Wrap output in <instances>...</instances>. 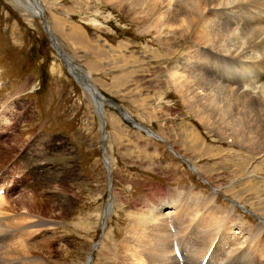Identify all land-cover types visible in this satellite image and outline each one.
I'll list each match as a JSON object with an SVG mask.
<instances>
[{
	"label": "rangeland",
	"instance_id": "1",
	"mask_svg": "<svg viewBox=\"0 0 264 264\" xmlns=\"http://www.w3.org/2000/svg\"><path fill=\"white\" fill-rule=\"evenodd\" d=\"M41 2L63 52L112 103L104 102L100 127L90 96L67 71L43 20L32 12L36 6L29 2L32 9L25 12L10 0H0V185L6 208L0 219L5 218L7 230L20 226L18 234L29 241L48 240L54 232L51 247L57 263L85 264L92 252L90 264H103L105 259L99 261L100 249L94 246L100 243L106 249L117 244L127 210L141 203V197L160 198L166 190L181 194L184 202L195 200L192 204L198 210L213 192L217 205L224 208L237 200L235 213L249 224L257 223L255 211L264 210V204L251 206L256 199L247 192L264 198V183L247 179L255 170L247 171L244 151L200 122L171 79L183 43L173 41L174 49L158 42L151 31H142L106 0ZM113 104L162 140L123 120ZM37 161L44 162L40 173L34 171ZM18 176L27 182L15 185ZM109 184L113 207L104 221ZM184 202L177 200L187 222L194 208H186ZM43 219L53 225L43 223L40 235L35 229ZM11 236L6 233L0 239L10 241ZM0 259V264L14 260Z\"/></svg>",
	"mask_w": 264,
	"mask_h": 264
},
{
	"label": "bare ground",
	"instance_id": "2",
	"mask_svg": "<svg viewBox=\"0 0 264 264\" xmlns=\"http://www.w3.org/2000/svg\"><path fill=\"white\" fill-rule=\"evenodd\" d=\"M10 1L25 12L32 9L29 2L36 6L32 12L43 20L56 54L64 61L70 75L90 96L103 125L102 106L104 102H112L92 85L96 91L93 92L92 87L85 82L86 78L89 81V75L77 64H73L71 57L68 58L63 52L46 23L41 0H26V4L24 0ZM106 1L127 14L142 31H151L158 42L170 48L174 46V49L176 44L173 41L183 43L173 65L176 72L171 73L177 93L188 110L196 114V118L207 125L208 129L221 139H228L229 145H237L239 150L244 151L242 158L247 155L248 160L244 163H249L247 171L251 173L255 170L253 175L246 176L247 179L254 177L263 184L264 0ZM244 24L247 26L243 27ZM113 105L116 107V104ZM123 115L131 120L128 113L123 112ZM135 125L150 136L162 140L139 124ZM168 147L174 151L171 145ZM104 162L109 169L107 157H104ZM190 168L197 172L196 168ZM14 182L22 183L25 180L20 177ZM109 191L110 196L103 211L104 221L113 207L111 185ZM248 192V196L256 199L250 202L251 206L255 202H258L257 205L264 204V198L259 192ZM213 194L203 199L201 204L204 207L200 210L192 204H196L195 200L184 202L179 198L181 194H174L172 190L161 193L163 199H160L161 196L154 199L153 194L152 197H141L138 200L141 203L133 204L125 213L127 220L123 224L122 239L106 249L100 243L94 246L100 249L99 261L105 259L103 264H199L217 237L205 264H264V210H254L258 222L249 224L239 213H235L237 200H234L230 208H224L217 205ZM177 200L184 202L186 208L187 205L190 209L194 208L193 213L188 214L187 222H183L180 214L185 208L181 209L184 206L182 203L179 205ZM38 202L41 204L40 200ZM5 209V195L0 194V215H3ZM164 209L167 210L164 212ZM201 212H204L203 216ZM212 213L220 214V218L216 219ZM197 217H201L200 220ZM2 219L5 218L0 219V235L9 233L13 238L10 241L2 237L0 239V257L14 259L5 264H61L53 257L54 249L51 245L56 240L54 232L48 240L29 241L24 234L23 238L18 234L20 226L10 227L8 231L9 225L3 223ZM11 219L16 220L14 217ZM33 219L37 220V217ZM226 222L230 223L229 226H226ZM43 223L53 225L48 220H38V229L35 230L40 235L39 227ZM174 241L177 242L178 257L172 249ZM91 259L92 252L83 261L90 264Z\"/></svg>",
	"mask_w": 264,
	"mask_h": 264
},
{
	"label": "water",
	"instance_id": "3",
	"mask_svg": "<svg viewBox=\"0 0 264 264\" xmlns=\"http://www.w3.org/2000/svg\"><path fill=\"white\" fill-rule=\"evenodd\" d=\"M87 79V78H86ZM90 87H92V89H93V92L95 93L96 91H95V89L93 88V86L90 84V82H87V81H85ZM97 96V95H96ZM98 98H99V96H97ZM100 121H101V118H100ZM100 126H102L101 125V123H100Z\"/></svg>",
	"mask_w": 264,
	"mask_h": 264
}]
</instances>
